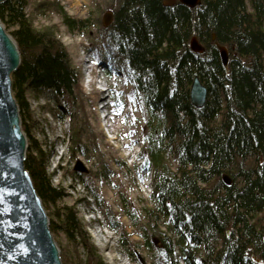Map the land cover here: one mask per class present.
<instances>
[{"label":"trees","instance_id":"1","mask_svg":"<svg viewBox=\"0 0 264 264\" xmlns=\"http://www.w3.org/2000/svg\"><path fill=\"white\" fill-rule=\"evenodd\" d=\"M163 1L118 0L113 23L102 26L100 41L87 48L109 75L120 74L132 97L141 99L143 166L151 169L155 205L144 208L145 215L164 220L177 239L159 227L152 237V222L149 228L140 226L139 214L123 196L126 215L145 230L143 246L152 252L153 264H179V259L185 264H264V0H201L195 8ZM27 6L26 0L0 4V18L7 29L14 28L10 33L22 51L13 88L23 120L29 111L27 92L74 102L70 92L79 77L66 47L52 31L34 26ZM61 15L71 31L88 27L63 10ZM194 36L203 54L191 51ZM216 42L229 50V73ZM195 76L208 90L202 109L190 99ZM29 148L25 167L49 207L64 195L51 184L41 149L31 140ZM223 175L230 177L229 186ZM94 197L108 226L117 231L118 215ZM50 217L52 233L81 238L88 253L84 264H109L86 240L74 209H58ZM120 244L137 262L128 237L121 236Z\"/></svg>","mask_w":264,"mask_h":264},{"label":"rangeland","instance_id":"2","mask_svg":"<svg viewBox=\"0 0 264 264\" xmlns=\"http://www.w3.org/2000/svg\"><path fill=\"white\" fill-rule=\"evenodd\" d=\"M26 2L28 6L25 12L34 26L55 34L66 47L72 67L79 72L77 86H72L70 92L74 102L61 95L59 99L43 94L34 96L30 92L25 96L29 111L22 121L29 133V144L31 140L36 148L41 149L51 184L64 195L62 200L49 204V207L44 204L47 214L51 219V212L63 208L74 209L84 226L86 240L97 248L99 255L109 264H138L141 263L139 258L145 264H153L152 252L143 246L142 233L145 230L140 229V226L149 228L147 223L152 222L149 230L152 237L157 235L158 227L172 239H177V236L166 230L164 220L152 221L145 215L144 208L154 209L155 205L150 197L151 169H144L143 166L146 161L142 155L145 126L143 104L140 98L132 97L130 86L119 73L108 77L100 64L95 63L93 68L101 70L108 78L107 86L98 84L107 88L105 96L98 93L101 90L95 84L98 78L96 74L93 75L94 84L89 86L84 83L85 74L90 73L92 68L86 67L85 63L90 65L95 60L87 48L100 41L102 17L107 11H113L118 0ZM62 10L72 19L85 20L88 27L71 31L64 24ZM11 30L14 28L8 29L9 32ZM103 104L115 118L111 119L112 128H103L97 120L100 105ZM28 153H32L31 148ZM78 162L83 171L75 170ZM94 194L118 215L121 227L117 231L108 226L103 208L98 205ZM123 196L132 202L139 214V227L126 215ZM151 216H155L154 213ZM154 226L156 229H152ZM107 229L110 231L108 234L104 231ZM96 232L104 239L102 244L96 242ZM53 235L61 249L63 264L85 263L88 253L79 236L72 241L63 232ZM121 236L128 237L137 262L131 258V250L120 244ZM157 244L161 245L160 242ZM179 264L185 263L179 259Z\"/></svg>","mask_w":264,"mask_h":264},{"label":"water","instance_id":"3","mask_svg":"<svg viewBox=\"0 0 264 264\" xmlns=\"http://www.w3.org/2000/svg\"><path fill=\"white\" fill-rule=\"evenodd\" d=\"M4 2L6 0H0V4ZM177 2L189 8L201 4V0H164L163 4L172 6ZM113 20L114 13L109 10L103 15L101 24L108 28ZM212 39L216 40L215 34ZM215 44L222 65L229 73V50L225 45ZM189 46L194 53L205 52L196 36ZM21 63L20 46L0 18V264H63L44 202L25 167L29 139L13 88V76ZM207 98V87L199 76H195L190 88L192 105L202 109ZM75 170L84 169L78 162ZM223 181L227 186L231 184L227 175L223 176ZM254 260L261 262L255 256ZM139 261L145 264L143 259L139 258Z\"/></svg>","mask_w":264,"mask_h":264},{"label":"bare ground","instance_id":"4","mask_svg":"<svg viewBox=\"0 0 264 264\" xmlns=\"http://www.w3.org/2000/svg\"><path fill=\"white\" fill-rule=\"evenodd\" d=\"M88 65L89 64H87V62L85 63V66L86 67H88ZM88 77V74L86 73L85 74V77H84V83H86L87 82V78ZM104 90V89H103ZM103 90H101L100 92H98V93H100L101 95H103V96H105V90L103 91ZM107 100V98H105L104 99V101H106ZM114 131V130H113ZM107 234L110 232L108 229L107 230H104ZM94 236H95V239H96V242L98 243V244H102L103 242H104V239L99 235V233L98 232H96V233H94Z\"/></svg>","mask_w":264,"mask_h":264}]
</instances>
